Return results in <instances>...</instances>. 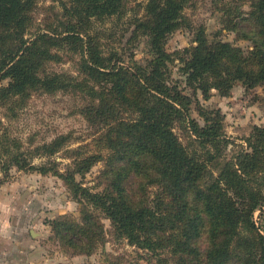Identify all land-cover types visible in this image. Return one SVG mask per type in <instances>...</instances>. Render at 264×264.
Instances as JSON below:
<instances>
[{
  "label": "trees",
  "instance_id": "1",
  "mask_svg": "<svg viewBox=\"0 0 264 264\" xmlns=\"http://www.w3.org/2000/svg\"><path fill=\"white\" fill-rule=\"evenodd\" d=\"M54 1L60 3L54 18L35 25L39 0H0V79L8 80L0 87V111L17 117L35 92L79 91L93 100L85 116L96 129L93 145L100 153L76 154L62 171L53 157L66 137L26 148L0 121V170L53 175L71 187L83 207L82 223L73 227L60 219L54 231L76 253L94 251L101 233L94 231L97 225L86 212L98 210L119 236L151 251L167 248L177 264H187L181 255L198 240H206L203 264H264V225L261 229L254 221L264 205V128L256 127L246 146L213 178L210 164L224 158L230 140L209 118L204 127L191 119L193 99L171 79L175 55L164 46L169 34L193 28L184 14L189 0H140L146 18L135 16L134 21L128 15L129 0ZM250 2V13L242 11L238 20L225 25L251 43L248 50L210 41L201 26L196 47L184 51L186 58L179 57L186 86L205 100L213 90L229 94L239 83L264 86V0ZM125 29L131 34L127 44L148 37L152 59L146 66L126 63L128 46L114 41ZM65 52L78 57L77 77L47 71ZM177 119L199 141L201 159L175 133ZM105 150L107 159L101 154ZM37 157L43 159L39 164ZM104 159L102 192L77 182V175L83 177ZM206 178L211 182L206 184Z\"/></svg>",
  "mask_w": 264,
  "mask_h": 264
},
{
  "label": "rangeland",
  "instance_id": "2",
  "mask_svg": "<svg viewBox=\"0 0 264 264\" xmlns=\"http://www.w3.org/2000/svg\"><path fill=\"white\" fill-rule=\"evenodd\" d=\"M139 4L143 5L144 2L129 0L127 8L131 21H134L135 16L139 19L145 17L144 11L138 7ZM59 9L60 3L54 0H39L33 12L35 25L52 20L54 13ZM251 10L250 0H189L184 14L191 20L193 28H183L169 34L164 46L167 53L175 55L174 63L169 67L172 82L193 99L189 107L191 119L204 127L205 118H209V122L215 124L230 140L224 158L220 162L210 164L213 178H217L223 165L246 146V139L256 127L264 128V86L247 88L239 83L229 94L213 90L210 98L205 100L201 92L195 93L186 86L185 76L181 72L183 64L179 57L186 58L184 51L196 47L195 33L201 26L205 27L210 41L227 42L248 50L251 43L239 38L236 33L227 31L225 25L229 20H238L242 11L250 13ZM127 30H119L114 41L120 47L128 46L125 56L128 65L146 66L152 59L148 37L143 36L138 41L127 44L131 36L130 30L129 32ZM28 37L26 36L27 39ZM59 58L58 62L53 61L48 64L47 71L57 72L62 76L77 77L78 57L71 52H65L59 53ZM7 84L8 80L0 79V87ZM92 102L89 96L71 88L54 93L35 92L28 98L25 108L17 117H8L2 109L0 121L3 130L21 139L26 148L42 146L56 138L66 137L60 152L53 157L62 164L60 168L64 171L65 166L74 161V155H84L87 151H90V154L100 153L99 148L93 145L96 129L87 120L88 116H85V109ZM203 112L205 117L201 116ZM174 131L181 138L183 145L190 151H195L196 154L193 155L201 159L199 141H196L192 135L188 124L177 119ZM101 154L107 159L109 152L105 150ZM105 159L97 162L83 177L77 175V182L83 183L84 187H89L95 193L102 192L106 185L103 177L107 166ZM34 161L39 164L43 159L37 157ZM204 182L208 184L211 179L206 178ZM155 191L156 188H151L152 193ZM262 207V210L259 208L254 213V221L261 229L264 225V205ZM86 213L92 215L97 225L94 231L101 233L91 254L76 253L77 251L62 241L54 231V223L60 219L66 221L67 225L73 224L68 225L73 227L76 223H82L83 207L69 185L53 175L45 176L37 172L19 171L16 168H12L7 173L0 170V242L20 244L23 248L22 257L16 252L17 246H12L8 250L11 253L9 259L12 264H177L179 262L167 248L155 247L156 250L151 251L131 242L127 237L119 236L111 221L101 211L89 210ZM188 223L192 226L191 220ZM197 223L201 230V222ZM192 229L194 228H191L190 234ZM74 231H77L76 228ZM160 245H166V241L160 242ZM205 247L206 240L203 242L198 240L193 248L187 249L181 256L187 264H203L202 254Z\"/></svg>",
  "mask_w": 264,
  "mask_h": 264
},
{
  "label": "crops",
  "instance_id": "3",
  "mask_svg": "<svg viewBox=\"0 0 264 264\" xmlns=\"http://www.w3.org/2000/svg\"><path fill=\"white\" fill-rule=\"evenodd\" d=\"M12 246H17L16 252L22 257V245L0 242V264H12L9 259L11 257V253L8 252Z\"/></svg>",
  "mask_w": 264,
  "mask_h": 264
}]
</instances>
